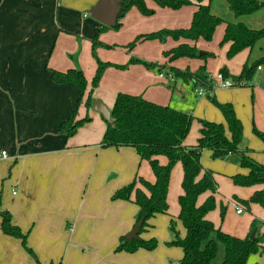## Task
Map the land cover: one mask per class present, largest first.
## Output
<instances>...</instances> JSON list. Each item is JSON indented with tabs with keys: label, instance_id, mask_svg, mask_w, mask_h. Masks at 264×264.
I'll list each match as a JSON object with an SVG mask.
<instances>
[{
	"label": "crops",
	"instance_id": "obj_1",
	"mask_svg": "<svg viewBox=\"0 0 264 264\" xmlns=\"http://www.w3.org/2000/svg\"><path fill=\"white\" fill-rule=\"evenodd\" d=\"M210 1L213 14H218L215 7L225 11L222 0ZM99 2L0 0V202L2 208L12 214L13 222L27 234V244L37 256L36 262L20 239L3 233L0 217V264H139L141 260L142 254L138 252L117 250L121 237L133 230L139 208L130 201L113 200L112 196L136 176L153 181L150 166L140 159L133 147H102L104 119L93 108L87 110L84 101L78 107L80 91L76 84L57 83L52 76L53 71L71 68L81 69L87 78L93 74L96 64L91 41L102 23L91 13ZM147 4L155 9L154 14L161 11L165 18L161 26L175 24L171 22L172 17L178 15L174 14L176 10L159 7L156 3L153 6L148 1ZM189 6L194 14L196 6ZM137 14L142 15L132 7L122 21L119 34H108L118 41H104L124 44L134 34L168 28L149 31L159 26L149 27L143 21L150 18H140L128 38L121 39L127 19ZM193 14L190 17L188 12L186 22L190 19L192 22ZM226 18L228 22H242L249 28L259 29L264 24V7L250 15L235 17L233 13ZM220 27L221 32L224 31L225 25ZM169 40L164 45L165 50L182 42ZM224 45L228 51L230 44ZM242 52L236 73H241L245 63L264 56V38ZM130 56L132 54L124 60ZM245 57L246 62L240 67ZM217 66L207 62L205 74ZM263 68L257 70L251 90H262L258 86ZM133 71H136L134 67L128 68L127 74ZM120 83L110 81L103 85L106 92L93 93L94 100H101L110 110L116 95L123 92L160 105L175 106L174 109L181 111V107L165 97L160 98L153 90L141 93L143 90H133L139 88L136 84L125 88V84ZM174 89L180 94L184 92L176 88L175 81ZM194 93L196 98L204 97L196 94L195 87ZM260 97L264 100V91ZM221 100L234 101L231 97ZM77 108L78 117H84L88 111L92 121L67 138L60 133V126ZM184 144L193 143H188L186 138ZM2 152L7 153L6 157ZM232 205L235 215L242 216L246 212L243 209L238 213L237 204ZM245 224L242 222L241 227L237 224L240 231H230L231 234L246 236L249 229Z\"/></svg>",
	"mask_w": 264,
	"mask_h": 264
},
{
	"label": "trees",
	"instance_id": "obj_2",
	"mask_svg": "<svg viewBox=\"0 0 264 264\" xmlns=\"http://www.w3.org/2000/svg\"><path fill=\"white\" fill-rule=\"evenodd\" d=\"M159 7L177 10L183 6L195 5L191 25L188 28L168 29L140 34L130 42L126 48L131 50L137 43L146 40H160L163 43L172 38L182 41L175 47L164 52L165 57L175 60L181 57H198L195 42L199 39L211 41L218 26L225 25L222 44L229 43L227 56L233 57L237 53L251 49L264 38V26L259 29L249 28L242 22H227L218 15L212 13L208 0H153ZM235 17L250 15L264 7L261 0H226ZM119 12L117 22L112 27L101 24L99 32L92 39V50L99 41V33L108 29H119L122 21L132 7H136L144 16L153 15L155 10L147 6V0H116ZM108 47H112L107 45ZM203 58L213 56L205 53ZM132 63L142 62L137 58L130 60ZM98 67L93 78L92 87L88 89V83L81 69L71 68L67 71H53L52 76L57 83L72 82L80 91L78 107L84 101L87 110L92 108L95 101L93 88L101 78L104 69L110 65L97 59ZM147 67L157 66L154 63L143 62ZM259 67H264V56L245 63L240 75L235 82H253ZM124 68V67H122ZM204 67L200 69L203 71ZM161 72L162 68L158 67ZM175 77L184 80H192L195 88L198 85L210 87L206 78L209 74H199L200 71H182L171 68ZM159 72V73H160ZM225 77H229L226 68L221 69ZM168 74V73H166ZM213 96V95H212ZM215 100V97L212 98ZM218 107L224 117V123L199 119V137L195 145L184 144L195 117L192 114L178 111L170 106L160 105L144 99L138 95L119 92L110 109L111 121H105L106 128L100 145L102 147H133L140 159L146 161L153 173L154 180L149 181L143 176H136L132 182L118 189L112 196L113 200H124L135 203L138 213L134 227L142 222L139 237L128 241L121 237L117 247L118 251L136 252L144 247L153 250L157 246V240H143L140 234L152 227L150 220L157 215L169 214L168 193L171 174L174 166L181 163L183 177L181 182L182 193L179 195L180 207L178 219L183 223L185 236L180 237L171 219L169 229L173 233V239L167 242L171 246L180 247L183 256L179 264H217L216 258L219 246L223 245L224 257L221 264H247L252 254L264 252V234L256 233L255 239L251 234L256 229L253 222L247 235L239 237L224 232L216 226L208 217V213L216 206L218 183L215 173L205 169L201 164V155L204 149L211 150L213 158H224L230 154H241L242 166L247 169L246 174H237L232 177L235 185L241 187L261 186L256 189L248 199L235 197V203L245 211L251 210L254 203L264 205V165L254 160L249 150L242 149L243 125L237 117L234 106L231 103H218ZM102 117V116H101ZM92 121L88 111L84 117H78V108L60 126V133L67 138L74 136L86 123ZM228 133V134H227ZM264 139V134L262 135ZM162 159L166 162L162 163ZM208 193L209 196L203 203H199V197ZM224 213V209H223ZM1 230L6 235L13 236L22 241V244L35 258L34 251L27 244V234L17 226L12 219V214L2 208L0 202ZM255 220V219H254Z\"/></svg>",
	"mask_w": 264,
	"mask_h": 264
},
{
	"label": "rangeland",
	"instance_id": "obj_3",
	"mask_svg": "<svg viewBox=\"0 0 264 264\" xmlns=\"http://www.w3.org/2000/svg\"><path fill=\"white\" fill-rule=\"evenodd\" d=\"M147 1L150 5L152 3L154 6L155 2L153 0ZM208 3L211 5V1ZM221 4H223L225 11L224 9H218L217 7L214 8V11L215 13H218L216 15L228 22L226 17L231 14L233 15V13L228 9L224 0L221 1ZM180 9L181 11L177 13L176 11H179ZM180 9L174 11V14L178 15L172 17L173 22L171 23L175 24H172L171 26H161V24H164L165 21L161 11H158L148 17H142V15L137 14L135 18H128L125 23L124 31H122L121 39L126 40L128 38V33H132L131 29L139 25L140 18H150L147 21H143V23L149 27L159 26L157 28H152L149 31L157 30L162 27H168V29H170L169 27H172V29H175L190 26L191 19L190 22H186L185 18L188 16V12L191 15L190 17H192L193 9H191L190 6ZM163 15L165 14L163 13ZM151 17H153V19ZM178 22L179 24H177ZM177 25H179V27H176ZM262 26H264V24ZM121 28L122 26L119 29L108 28L99 33V41L102 44H96L94 46V52L93 50L91 51L96 64L95 70L89 78L86 76L89 90L92 87L93 78L96 75L98 67L97 59L102 62H109L110 65L104 69L97 86L93 88V93H105L107 88L103 85L110 81H119L125 84V88L136 84L139 88L133 90H143L141 93L146 90H153L156 95H161L159 96L160 98L165 97L167 101L177 105V107H181V112L192 114L195 117L187 136L188 143L192 142V145L197 143L199 137V119L212 120L225 124L224 117L218 107V103H224L227 100L223 101L221 99L231 97L234 101L230 100L229 102H231V104L235 107L234 109L237 117L243 125L241 148H247L250 151V156L257 162L264 165V139L262 137L264 134V100L260 97V93L264 91V68L261 72L259 80L260 85L258 86V88L262 90H251L253 82H250L246 85L240 84L231 88L217 89L213 92V96L209 95L196 98V95H194V82L192 80H188L189 83H187L186 80L180 77H175L171 68H177L182 71L188 70L190 72H198L204 67L203 71L199 72V74L203 75V73H205V64L207 62H214V65L218 66L216 69L211 70L208 73L209 75L216 76L223 68L228 70V79L232 82H235L237 77L240 75V71L239 73H236V68L238 63L242 60L243 52L241 51L231 58L227 56V49L225 48V45L222 44L224 31L222 30L221 32L222 28L220 26L216 29L211 41L199 39L196 42L195 46L199 55L198 57H181L175 60H170L164 55V52L166 51V47H164V45H166L169 39L164 43L160 40H147L143 43L139 42L131 50H128L126 46L134 40L136 34L132 36L131 40L124 44H120L118 42L109 44L104 41V39L118 41V39L114 38L112 35L108 36V34L110 32H116L119 34ZM202 44H204V46H202ZM107 45L112 47H108ZM202 53H210L213 54V56L203 58L201 56ZM128 54H132V56H130L127 60H124V57ZM246 57L240 67L246 62ZM133 58H137L142 62L132 63L130 60ZM208 58L211 61H207ZM143 62L154 63L157 66L147 67ZM197 62L201 63L196 66ZM132 67H134L136 71H133L131 75H128V68ZM158 67L162 68L161 72L174 76L176 88L182 89L184 91L182 94H180L178 90L174 89V81L159 78L160 71L158 70ZM121 83L120 85H122ZM213 97H215V100H212ZM171 107L174 108L175 106ZM241 159V154H230L224 158H213L211 150H203L201 155V164L205 169L212 170L215 173V179L218 183L216 206L208 213L207 217L216 226L221 227V229L226 233H231L230 231L238 233L240 230L238 229L239 227H237V224H240L241 227L242 222H246L245 228L250 229L252 223L254 222L256 226L254 231H256V233L264 234V205L254 203L251 205L250 212L246 211L242 216L235 215L232 207L233 202H235V197L243 200L248 199L257 187H241L234 184L232 177L239 173L246 174L247 171V169L242 166ZM182 177V165L181 163H177L172 170L169 186V214L158 215L153 218L150 221V224L154 227L152 229L145 230L140 234V237L146 241L155 238L157 240V246L153 250H149L144 247L138 249L136 254L137 252L138 254H142V256H140L141 260L138 262L139 264H179V261L181 260L182 249L177 246H171L167 242L173 239V233L169 229L171 219L176 220L175 226L180 237L183 238L185 236L183 223L177 218L180 211L178 198L182 193ZM208 196V193L202 194L199 197V203H203ZM26 252H28V255L30 254L34 261H36V258L29 251L26 250ZM223 257L224 249L223 245H220L216 263L221 264ZM248 264H264V252L252 254L248 259Z\"/></svg>",
	"mask_w": 264,
	"mask_h": 264
},
{
	"label": "water",
	"instance_id": "obj_4",
	"mask_svg": "<svg viewBox=\"0 0 264 264\" xmlns=\"http://www.w3.org/2000/svg\"><path fill=\"white\" fill-rule=\"evenodd\" d=\"M119 8L116 0H100L99 4L93 9L91 16L102 24L112 27L116 24V16ZM94 111L98 112L105 121H111L109 108L101 101L95 100L92 104ZM142 222H139L131 232L126 234L125 238L128 241L138 239L141 231ZM256 231L251 234V239H255Z\"/></svg>",
	"mask_w": 264,
	"mask_h": 264
},
{
	"label": "built area",
	"instance_id": "obj_5",
	"mask_svg": "<svg viewBox=\"0 0 264 264\" xmlns=\"http://www.w3.org/2000/svg\"><path fill=\"white\" fill-rule=\"evenodd\" d=\"M258 69H261V67H259ZM159 76L163 79H167L168 81H174V76L171 74L160 72ZM206 81L209 83L210 87L201 86V85L196 86L195 91L197 95L199 96L212 95L216 89L231 88L240 84L246 85V81H241L239 82V84H237V82H232L231 80L228 79V77H225L224 74L221 72L218 73L216 76L208 75ZM6 155H7L6 152H2L3 157H6ZM242 211H243L242 207L237 205V212L241 213Z\"/></svg>",
	"mask_w": 264,
	"mask_h": 264
}]
</instances>
